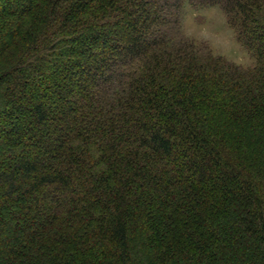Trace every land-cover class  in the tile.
I'll return each instance as SVG.
<instances>
[{"label": "trees", "instance_id": "1", "mask_svg": "<svg viewBox=\"0 0 264 264\" xmlns=\"http://www.w3.org/2000/svg\"><path fill=\"white\" fill-rule=\"evenodd\" d=\"M0 264H264V0H0Z\"/></svg>", "mask_w": 264, "mask_h": 264}, {"label": "rangeland", "instance_id": "2", "mask_svg": "<svg viewBox=\"0 0 264 264\" xmlns=\"http://www.w3.org/2000/svg\"><path fill=\"white\" fill-rule=\"evenodd\" d=\"M182 22L184 35L199 45H207L214 55L222 56L236 65H253V58L239 44L219 7L195 10L186 5Z\"/></svg>", "mask_w": 264, "mask_h": 264}]
</instances>
